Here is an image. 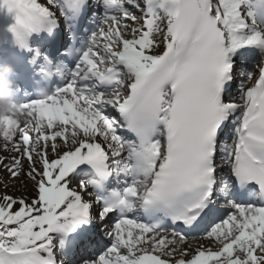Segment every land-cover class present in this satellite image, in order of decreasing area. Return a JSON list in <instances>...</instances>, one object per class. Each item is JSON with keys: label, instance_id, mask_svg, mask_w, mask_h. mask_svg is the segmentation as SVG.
I'll return each mask as SVG.
<instances>
[{"label": "snow or ice", "instance_id": "1", "mask_svg": "<svg viewBox=\"0 0 264 264\" xmlns=\"http://www.w3.org/2000/svg\"><path fill=\"white\" fill-rule=\"evenodd\" d=\"M4 8L49 87L0 121V264H264V0Z\"/></svg>", "mask_w": 264, "mask_h": 264}, {"label": "clouds", "instance_id": "2", "mask_svg": "<svg viewBox=\"0 0 264 264\" xmlns=\"http://www.w3.org/2000/svg\"><path fill=\"white\" fill-rule=\"evenodd\" d=\"M16 69L10 63L0 64V121L18 112V102L14 99L12 79Z\"/></svg>", "mask_w": 264, "mask_h": 264}, {"label": "bare ground", "instance_id": "3", "mask_svg": "<svg viewBox=\"0 0 264 264\" xmlns=\"http://www.w3.org/2000/svg\"><path fill=\"white\" fill-rule=\"evenodd\" d=\"M40 2H43V1L40 0ZM0 11L2 12L3 15L10 14V12H8V10L6 8L0 9ZM11 13H14V12H11ZM0 142H2V141H0ZM3 155H8V153H3ZM0 178L3 179V180H5V181L8 178L9 180H7V181H9V183H12V181L9 178L8 173L7 172H3L2 170H0ZM27 184H28L29 191H31V189H32V183H31V181H27ZM16 185L20 186V182H16ZM16 193H17L16 194L17 196L20 194L18 191ZM205 243H207V242H205Z\"/></svg>", "mask_w": 264, "mask_h": 264}, {"label": "rangeland", "instance_id": "4", "mask_svg": "<svg viewBox=\"0 0 264 264\" xmlns=\"http://www.w3.org/2000/svg\"><path fill=\"white\" fill-rule=\"evenodd\" d=\"M22 180L24 179L23 177L21 178ZM19 188H20V186H19ZM4 189H0V191H3Z\"/></svg>", "mask_w": 264, "mask_h": 264}]
</instances>
